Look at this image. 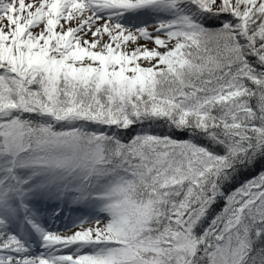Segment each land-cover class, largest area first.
<instances>
[{"label": "snow or ice", "instance_id": "obj_1", "mask_svg": "<svg viewBox=\"0 0 264 264\" xmlns=\"http://www.w3.org/2000/svg\"><path fill=\"white\" fill-rule=\"evenodd\" d=\"M0 264H264V0H0Z\"/></svg>", "mask_w": 264, "mask_h": 264}, {"label": "trees", "instance_id": "obj_2", "mask_svg": "<svg viewBox=\"0 0 264 264\" xmlns=\"http://www.w3.org/2000/svg\"><path fill=\"white\" fill-rule=\"evenodd\" d=\"M256 171H259V168H257ZM252 174H254V173H246L245 177H242L241 179L250 178Z\"/></svg>", "mask_w": 264, "mask_h": 264}]
</instances>
